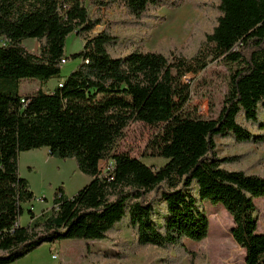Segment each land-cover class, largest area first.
<instances>
[{
	"label": "trees",
	"instance_id": "trees-1",
	"mask_svg": "<svg viewBox=\"0 0 264 264\" xmlns=\"http://www.w3.org/2000/svg\"><path fill=\"white\" fill-rule=\"evenodd\" d=\"M185 3L215 14L192 54L175 43L168 53L148 49L115 31L149 30L161 9ZM115 7L122 17L105 21L104 10ZM99 25L103 30L93 34ZM74 32L85 45L68 56ZM0 39V264L69 238L112 241L119 259L160 250L142 264H201L205 252L186 240L209 235L204 200L230 214L245 264H264L255 202L264 197V174L243 167L244 154L218 153V138L264 147V0H0ZM27 39L39 42L35 55ZM72 58L81 59L77 68L46 90L60 77L62 60ZM216 61L227 69V89L218 115L202 118L190 105L194 89L187 77ZM22 66L39 89L21 92ZM137 122L157 130L143 156L166 158L164 165L118 151ZM42 147L53 157L74 158L92 180L73 196L59 185L52 207L40 215L28 209L24 224V206L36 195L20 173V155ZM110 160L114 167L103 174L101 165ZM123 222L134 235L131 243L118 232Z\"/></svg>",
	"mask_w": 264,
	"mask_h": 264
},
{
	"label": "rangeland",
	"instance_id": "rangeland-1",
	"mask_svg": "<svg viewBox=\"0 0 264 264\" xmlns=\"http://www.w3.org/2000/svg\"><path fill=\"white\" fill-rule=\"evenodd\" d=\"M121 9L118 7L110 10H104V20H116L122 17ZM161 19L153 23L149 30L132 27L117 26L115 31L121 35L125 41L143 40L148 49H159L168 53L173 43L184 46L189 54L194 53L199 40L203 37L205 31L212 28L215 21L213 11L204 12L193 6L192 3H185L177 8H163L159 11ZM104 28V25L97 26L93 34H98ZM26 49L35 55L39 52V42L36 39H27L24 42ZM85 40L78 33H72L66 42V54L68 56L84 48ZM79 58L68 59L67 63L62 64L60 77L50 80V84H58L64 81L67 76L76 69L80 63ZM30 69L22 66L21 74L23 76L20 90L22 93H28L40 88V82L35 79ZM227 69L218 61L211 63L205 71L199 74H191L187 77L188 82L193 81L192 87L194 95L190 105L195 109L199 105L206 104L204 112L199 117H216L221 110V101L227 89ZM206 82L202 90H198L197 85L200 82ZM55 85V86H56ZM55 86L47 85L45 89L51 91ZM206 87L208 89H206ZM242 116L240 120H242ZM264 118V114H262ZM157 132L150 125L137 122L127 131L126 137L118 146V151L129 152L132 156L141 158L145 163L156 167L164 165L166 158H148L143 156V152L149 140ZM218 153L220 157L231 154H244V161L241 164L251 172L264 174V147L255 145L239 146L231 139L218 138ZM45 149L24 151L20 155V173L27 178L36 199L32 205H25L21 216V222L26 223L30 219L28 209H33L36 214H41L43 209L49 207L53 202L55 189L59 185L65 184L62 178H75L71 168L66 167V172L46 160ZM53 162H62L61 158L52 159ZM31 166H35L31 171ZM60 181V182H59ZM58 184V185H57ZM66 190V187H65ZM67 192V190H66ZM43 198V199H42ZM42 199V200H41ZM49 202V203H47ZM258 207V230L264 233V197L255 200ZM160 208V202L157 203ZM204 207L210 218V232L207 238L202 241L187 239L188 246L193 250L201 249L205 252L201 264H245V250L242 249L234 240L230 233L233 221L222 204H213L209 200H204ZM119 233L125 237L129 243L134 239L128 222L118 225ZM119 251V248L112 241L92 240V239H61L54 243H47L40 246L34 252L12 264H142L147 255L160 251L158 248L150 247L144 252L130 253L126 258L119 259L112 254ZM92 252V253H90ZM93 253H99L95 256ZM55 254V258L53 255ZM105 254L111 256L105 257ZM181 264H190L185 260Z\"/></svg>",
	"mask_w": 264,
	"mask_h": 264
},
{
	"label": "crops",
	"instance_id": "crops-1",
	"mask_svg": "<svg viewBox=\"0 0 264 264\" xmlns=\"http://www.w3.org/2000/svg\"><path fill=\"white\" fill-rule=\"evenodd\" d=\"M0 45H3V41L1 39H0ZM67 62H68V60H67ZM48 85L55 86L56 84L55 85L54 84H50V82H49ZM38 149H45L44 155L46 157V160L51 162L53 165L57 166L60 171L66 172V169H67L66 167L71 168V170L73 171V176L75 178H70V179L62 178V179H60L65 184V187H66V190H67V194L69 196H73L75 193H77L80 189H82L85 185L90 183V181L92 180V178L90 176H88V175H86V174H84L83 172L80 171V169L78 168L77 162H76V160L74 158L55 160V161H62V162H53L54 160H52V159H56V157H53L50 154V150H49L48 147H42V148H38ZM38 149H33V150H38ZM31 167L35 168V166H31ZM25 176H27V178H29L28 175H25ZM47 203H49V202H47ZM31 205H32L31 207L33 208V204H31ZM52 205H53V203L49 207H47L46 209H43L42 213L44 211H46L47 209H50L52 207ZM37 215H40V214H37ZM29 220L30 219H28L26 221V223H28Z\"/></svg>",
	"mask_w": 264,
	"mask_h": 264
},
{
	"label": "built area",
	"instance_id": "built-area-1",
	"mask_svg": "<svg viewBox=\"0 0 264 264\" xmlns=\"http://www.w3.org/2000/svg\"><path fill=\"white\" fill-rule=\"evenodd\" d=\"M66 62H67L66 59L62 60V64L66 63ZM205 107H206V104H202V105H199L198 108H196V109L194 107L193 108L195 109L197 114L202 115V112H204ZM101 167L103 170V174H106L107 172H109V170H111L114 167V161L110 160L109 162H103ZM53 257L55 258V254L53 255Z\"/></svg>",
	"mask_w": 264,
	"mask_h": 264
},
{
	"label": "bare ground",
	"instance_id": "bare-ground-1",
	"mask_svg": "<svg viewBox=\"0 0 264 264\" xmlns=\"http://www.w3.org/2000/svg\"><path fill=\"white\" fill-rule=\"evenodd\" d=\"M56 257V256H55Z\"/></svg>",
	"mask_w": 264,
	"mask_h": 264
}]
</instances>
